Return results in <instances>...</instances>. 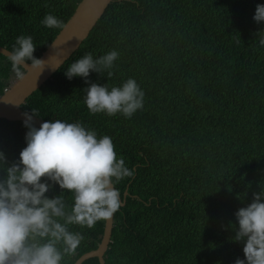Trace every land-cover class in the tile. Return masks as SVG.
I'll return each instance as SVG.
<instances>
[{"label": "trees", "instance_id": "trees-1", "mask_svg": "<svg viewBox=\"0 0 264 264\" xmlns=\"http://www.w3.org/2000/svg\"><path fill=\"white\" fill-rule=\"evenodd\" d=\"M79 2L0 0V47L11 52L17 36H31L32 55L39 58ZM258 3L264 0H113L78 49L20 106L43 121L80 122L109 136L132 171L114 185L125 198L113 214L104 264L243 259L242 242L230 239L229 225H236V209L264 190V46L256 35L262 25L252 20ZM46 13L61 25L44 27ZM109 50L118 52L113 66L90 72L87 80L110 88L133 78L143 106L128 118L90 114L84 80L63 74L85 53L95 59ZM16 77L0 55V96ZM25 131L21 122L0 119L6 163L24 147ZM59 192L53 185L45 195ZM61 195L72 203L71 193ZM68 227L83 239L60 264L95 250L104 220Z\"/></svg>", "mask_w": 264, "mask_h": 264}, {"label": "clouds", "instance_id": "clouds-1", "mask_svg": "<svg viewBox=\"0 0 264 264\" xmlns=\"http://www.w3.org/2000/svg\"><path fill=\"white\" fill-rule=\"evenodd\" d=\"M252 20L262 25L256 33L264 46V4H256ZM40 23L54 28L61 22L46 13ZM31 36L15 38L7 55L13 71L28 62L41 67L34 57ZM118 52L109 50L95 59L90 53L71 62L63 71L66 79L78 76L84 80L83 103L90 114L125 118L141 109L144 93L133 78L119 86L89 83L90 72L110 69ZM111 72L107 73L111 76ZM24 147L12 163H6L0 151V264H60L80 245V232L69 231V225L91 228L97 221L109 220L121 205V194L114 186L132 171L114 151L111 138L97 136L80 122L60 119L32 123L34 109L21 113ZM53 185L58 195H45ZM71 193L72 203H65L61 193ZM236 225L230 239L242 242L243 259L233 264H264V190L253 192L249 203L233 213Z\"/></svg>", "mask_w": 264, "mask_h": 264}, {"label": "water", "instance_id": "water-1", "mask_svg": "<svg viewBox=\"0 0 264 264\" xmlns=\"http://www.w3.org/2000/svg\"><path fill=\"white\" fill-rule=\"evenodd\" d=\"M112 1L80 0L73 14L41 53L39 57L43 62L41 67L33 68L26 62L19 66L22 70V78L17 76L0 96V119L22 123L23 111L20 106L78 49ZM8 53L9 51L0 47V55L7 58ZM42 121L33 117L32 123L38 126ZM124 198L125 193L120 206H123ZM112 220L113 216L109 220H104L103 233L97 248L84 253L73 264H82L90 258H96L99 264H104L102 257L110 242Z\"/></svg>", "mask_w": 264, "mask_h": 264}, {"label": "rangeland", "instance_id": "rangeland-1", "mask_svg": "<svg viewBox=\"0 0 264 264\" xmlns=\"http://www.w3.org/2000/svg\"><path fill=\"white\" fill-rule=\"evenodd\" d=\"M14 80V79H13Z\"/></svg>", "mask_w": 264, "mask_h": 264}]
</instances>
